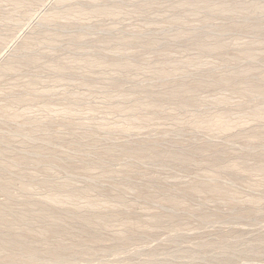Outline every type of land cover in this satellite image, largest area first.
Returning <instances> with one entry per match:
<instances>
[{
  "label": "rangeland",
  "instance_id": "1",
  "mask_svg": "<svg viewBox=\"0 0 264 264\" xmlns=\"http://www.w3.org/2000/svg\"><path fill=\"white\" fill-rule=\"evenodd\" d=\"M0 264H264V0H0Z\"/></svg>",
  "mask_w": 264,
  "mask_h": 264
},
{
  "label": "bare ground",
  "instance_id": "2",
  "mask_svg": "<svg viewBox=\"0 0 264 264\" xmlns=\"http://www.w3.org/2000/svg\"><path fill=\"white\" fill-rule=\"evenodd\" d=\"M223 126H224V124H223ZM226 126V125H225Z\"/></svg>",
  "mask_w": 264,
  "mask_h": 264
}]
</instances>
